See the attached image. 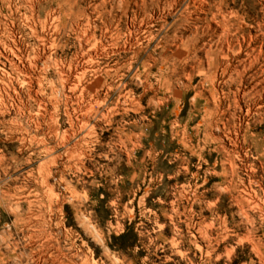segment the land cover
<instances>
[{
    "label": "rangeland",
    "instance_id": "rangeland-1",
    "mask_svg": "<svg viewBox=\"0 0 264 264\" xmlns=\"http://www.w3.org/2000/svg\"><path fill=\"white\" fill-rule=\"evenodd\" d=\"M0 97V264H264V0H0Z\"/></svg>",
    "mask_w": 264,
    "mask_h": 264
},
{
    "label": "bare ground",
    "instance_id": "bare-ground-1",
    "mask_svg": "<svg viewBox=\"0 0 264 264\" xmlns=\"http://www.w3.org/2000/svg\"><path fill=\"white\" fill-rule=\"evenodd\" d=\"M91 55H92V54H91ZM89 57H90V56H89ZM22 63H23V62H22ZM37 64H38V63H37ZM30 65H31V64H30ZM34 66H35V65H34ZM36 66H37V65H36ZM30 70H31V69H30ZM30 72H31V71H30ZM61 72H62V71H61ZM81 76H82V75H81ZM64 79H66V78H64ZM30 80H31V79H30ZM76 86H77V85H76ZM76 86H75V88H77ZM72 88H73V87H72ZM0 98H1V97H0Z\"/></svg>",
    "mask_w": 264,
    "mask_h": 264
}]
</instances>
